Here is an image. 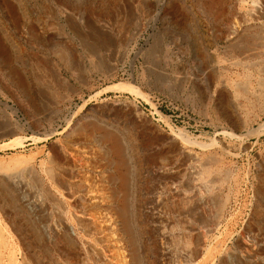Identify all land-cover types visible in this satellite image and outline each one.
<instances>
[{"label":"rangeland","instance_id":"374dc122","mask_svg":"<svg viewBox=\"0 0 264 264\" xmlns=\"http://www.w3.org/2000/svg\"><path fill=\"white\" fill-rule=\"evenodd\" d=\"M259 3L0 0V264H210L263 241L264 232L255 241L243 230L244 220L264 214ZM96 40L106 46L92 54ZM69 119L84 128L70 132ZM106 133L123 143L136 261L118 226L122 188ZM185 135L190 154L208 167L209 192L199 185L200 195L197 187L177 196L170 188L179 180L164 177ZM190 161L182 158V171ZM26 166L34 167L23 173L27 191L52 187L44 211L25 206L24 187L4 177ZM193 222L204 233L199 258L187 246Z\"/></svg>","mask_w":264,"mask_h":264},{"label":"bare ground","instance_id":"6f19581e","mask_svg":"<svg viewBox=\"0 0 264 264\" xmlns=\"http://www.w3.org/2000/svg\"><path fill=\"white\" fill-rule=\"evenodd\" d=\"M259 8L260 9H263L264 7H262L263 5L261 3L258 4ZM261 12V10H260ZM254 14V13H253ZM264 14V13H263ZM252 18V17H251ZM243 22V21H242ZM248 23L244 22V23H241L240 26H236L233 27V29L231 30L230 32V36L231 38H234L237 34H238V31L240 30L239 27H243L245 25H247ZM234 26V25H232ZM231 26V27H232ZM127 28V27H126ZM246 28V27H245ZM231 29V28H230ZM229 29V30H230ZM240 34V33H239ZM124 35V34H122ZM121 35V36H122ZM90 36V34H89ZM95 36V35H94ZM102 38V37H101ZM99 39V38H98ZM79 40V39H78ZM81 41V40H80ZM81 43V42H80ZM79 43V44H80ZM82 43H84L82 41ZM84 45H86V43H84ZM89 45V44H87ZM86 45V47H87ZM94 45V44H93ZM105 43L104 42H101V41H98L96 40V45H95V48L94 49H90V53L92 54H96V50H103L105 48ZM102 52V51H101ZM108 55V54H107ZM116 68V67H115ZM20 86H22V84L19 82L18 83ZM118 84V83H117ZM115 85V84H114ZM116 86V85H115ZM66 90V89H65ZM98 94V93H97ZM83 106V104H82ZM86 116V113H83L81 115V117L85 118ZM70 117V116H69ZM47 118V117H46ZM87 118V117H86ZM66 119V118H65ZM43 120V119H42ZM68 120H66L67 122ZM82 121V120H81ZM69 128L67 130L70 129V132H77V130L79 129H83L84 128V125L83 124H79V122H76L74 123L73 121H71V119H69ZM67 122V123H68ZM58 125V124H57ZM262 126V125H261ZM123 128V127H122ZM55 129V128H54ZM90 129H94V127L91 125ZM251 131V130H250ZM257 131L256 130H253L251 131V133H256ZM122 133L124 134V136L126 137L127 133L125 131H122ZM175 134V133H173ZM178 134V133H177ZM176 134V135H177ZM179 135V134H178ZM177 135V136H178ZM50 136V135H49ZM180 136V135H179ZM183 136V135H182ZM187 136L185 135V138ZM120 137H118L117 134L115 133H106V134H103L102 135V140L104 141H108L110 143V146L107 147L106 149H108V152L111 154L112 153V158L110 159V163H111V166H113L115 168V170L117 171V174H119V177L118 180L120 181L121 183V188H122V197H121V204L118 205V207H116V212L118 214L117 216V219L119 217V220H118V226H120V231L122 232L121 234H123L124 238L126 239V242H128V245H129V248H130V254L132 255L133 259L136 261L138 259V251H139V246H138V243L136 241V236H135V231L132 227V224L130 222V214H129V206H128V203H127V199H126V195H127V188H128V168L126 167V162H125V153L123 151V148H122V142L120 141L119 139ZM182 138V137H181ZM189 138V137H188ZM74 139V138H73ZM78 141V139H77ZM184 142L181 143V145L179 147H177V154L175 155V160H173V164L170 165V170L169 172L166 171L167 174L169 175H166L164 174L165 178H172L174 180H179L178 183L176 184H173L174 186H172V189L173 192L177 195V196H185L184 194H186V192L184 193L183 191H187L189 190V192L195 190L199 185V187H204L206 188L205 190L207 192L211 191V185H210V177H209V174H208V169L206 170L205 167H207L205 164H203V162L201 163L197 158H196V154H190V151L187 149V147H189V140H186L184 139L183 140ZM188 144V145H187ZM191 145V144H190ZM60 146V145H59ZM177 146V145H175ZM168 148V147H167ZM222 148V147H221ZM226 148V147H225ZM67 149V148H66ZM211 150V149H210ZM225 151V150H224ZM227 152V151H226ZM172 153V152H171ZM127 155V154H126ZM185 158L187 157L188 160L191 159L190 163L188 164V167H187V170L182 171L181 170V162H182V158ZM71 160V158H69ZM109 159V157H108ZM69 160V161H70ZM61 162V161H60ZM71 162V161H70ZM188 162V161H187ZM73 163V162H72ZM186 164V163H185ZM69 165V164H68ZM205 165V166H204ZM63 166V165H62ZM71 167V166H70ZM168 167V166H167ZM33 166H26L24 168H19V169H15V170H10V171H7L4 173V177L9 180V181H12L14 184H16L17 187H21V185L24 187L23 189H19V193L21 195V199L19 200H22L21 202H23L25 204V206H28V208L30 210H37V209H40L42 206L45 205V203H48V199L50 198V188H46V187H49V185H47L46 187H43V185L41 184V186H37V184L33 185L34 187L37 186L36 188H32L31 191H27L26 190V187L27 184H26V181L23 179V173H31V172H34L33 171ZM53 168V167H52ZM163 168V167H162ZM185 168V167H184ZM208 168V167H207ZM166 169V168H165ZM163 169V171L165 170ZM52 170V169H51ZM54 170V169H53ZM168 170V169H167ZM59 171V170H58ZM77 171V170H76ZM112 171V170H111ZM115 171V172H116ZM161 171V169H160ZM78 172V171H77ZM154 172V171H153ZM233 172V171H232ZM44 173V172H43ZM53 173V172H52ZM57 173V172H55ZM75 173V172H74ZM163 173V172H162ZM45 174V173H44ZM62 174V173H61ZM69 174V173H68ZM71 174V173H70ZM116 174V175H117ZM28 175V174H27ZM31 175V174H30ZM73 175V174H72ZM79 175V174H78ZM215 175V174H214ZM25 176V175H24ZM45 176V175H44ZM74 176V175H73ZM72 177V176H71ZM55 178V177H54ZM59 178V177H58ZM76 179V178H75ZM74 180V179H73ZM164 180V179H163ZM169 180V179H168ZM174 180H172L174 182ZM215 180V179H214ZM213 180V181H214ZM225 180V179H223ZM30 181V180H29ZM40 181V180H39ZM56 181V180H55ZM76 181V180H75ZM166 181V180H165ZM212 181V182H213ZM77 182V181H76ZM250 182V181H249ZM41 183V182H39ZM44 183V182H43ZM65 183V182H63ZM72 183V182H70ZM79 183V182H78ZM119 183V182H118ZM164 183V182H163ZM224 183V182H223ZM45 184V183H44ZM60 184V183H59ZM67 184V183H66ZM117 184V183H116ZM131 184V183H130ZM154 184V183H153ZM39 185V184H38ZM68 185V184H67ZM158 185V184H157ZM186 188H189V189H185L183 188L184 186H186ZM65 186V185H64ZM5 187V186H4ZM58 187V186H57ZM70 187V186H69ZM117 187V186H116ZM198 187V190L196 189L195 191H199V195H200V188ZM201 187V188H202ZM229 187V186H228ZM31 188V187H30ZM72 188V187H71ZM70 188V189H71ZM119 188V187H118ZM28 189V188H27ZM164 189V188H163ZM17 191V192H18ZM56 191V190H55ZM73 190H71V193H72ZM31 192V193H30ZM53 192V191H52ZM74 192V191H73ZM76 192V195L78 194V191H75ZM74 192V193H75ZM184 194H183V193ZM188 192V191H187ZM203 192V191H202ZM33 193V194H32ZM54 193V192H53ZM62 193V192H61ZM69 193V192H68ZM113 193V192H112ZM81 194V193H80ZM115 194V193H114ZM158 194V193H157ZM156 194V195H157ZM165 194V193H164ZM195 194V193H194ZM62 195V194H61ZM70 195V194H69ZM79 195V194H78ZM147 195V194H146ZM171 195V194H170ZM173 195V193H172ZM171 195V196H172ZM188 195V194H187ZM85 196V195H84ZM159 196V195H158ZM157 196V197H158ZM168 196V195H167ZM176 196V197H177ZM193 196V195H192ZM196 196V195H195ZM210 196V194H209ZM214 196V195H213ZM219 196V195H217ZM252 196V195H251ZM61 197V196H60ZM64 197V195L62 196ZM71 197V196H70ZM69 197V198H70ZM73 197V196H72ZM75 197L77 196H74V200L76 199ZM83 197V196H82ZM87 197V196H86ZM85 197V199H86ZM149 197V196H148ZM154 197V196H153ZM190 197V196H189ZM188 197V198H189ZM205 197V195H204ZM93 198V197H92ZM261 198V197H260ZM52 199V197H51ZM51 199H49L51 201ZM61 199V198H60ZM83 199V198H82ZM152 199V198H151ZM158 199V198H157ZM164 199V198H163ZM174 199V198H173ZM211 199V198H210ZM220 199V198H219ZM54 200V199H52ZM71 200V199H70ZM94 200V199H93ZM92 200V201H93ZM96 200V199H95ZM94 200V201H95ZM159 200V199H158ZM157 200V201H158ZM171 200V199H170ZM175 200V199H174ZM208 200V201H207ZM234 200V199H233ZM57 201V200H56ZM77 201V200H76ZM78 201H80V203L82 202L80 196L78 197ZM163 201V200H162ZM187 201H189L187 199ZM200 201V200H199ZM209 202V198L208 197H205V198H201V202ZM227 201V200H226ZM62 202V200H61ZM69 202V201H68ZM71 202V201H70ZM165 202V201H163ZM176 202V201H175ZM10 203V202H8ZM52 203V202H51ZM55 203V202H54ZM53 203V204H54ZM58 203L59 202V199H58ZM88 203V202H87ZM95 203V202H94ZM157 203V202H156ZM193 203V202H192ZM57 204V203H56ZM61 204V203H60ZM75 204V203H74ZM90 204V203H89ZM119 204V203H118ZM224 204V203H223ZM59 205V204H58ZM65 205V204H64ZM97 206V204H95ZM156 205V204H155ZM175 205V204H174ZM186 205V204H185ZM209 205V204H208ZM48 206V205H47ZM51 206V205H50ZM49 206V207H50ZM57 206V205H56ZM74 206V205H73ZM86 206V205H85ZM93 206V205H92ZM154 206V205H152ZM184 206V205H183ZM257 206V205H256ZM170 207V206H169ZM211 207V206H210ZM47 208V207H46ZM85 207H83L84 209ZM172 208V207H171ZM181 208V207H180ZM213 208V207H212ZM223 208V207H222ZM264 208V207H262ZM67 209V208H66ZM80 209V207H79ZM214 209V208H213ZM259 209V208H258ZM40 210H43V209H40ZM47 210V209H46ZM156 210V209H155ZM179 209H177L178 211ZM191 210V209H190ZM189 210V211H190ZM210 210V209H209ZM220 210V208L218 209ZM44 211V210H43ZM63 211V210H62ZM67 211V210H66ZM160 211V210H159ZM167 212V210H165ZM182 211V210H181ZM180 211V213H181ZM188 211V212H189ZM253 211V210H252ZM61 212V211H60ZM85 212V211H84ZM259 212V211H258ZM253 213V212H252ZM263 213V212H262ZM65 214V213H64ZM63 214V215H64ZM67 214V213H66ZM80 214V213H79ZM169 214V213H168ZM179 214V213H178ZM185 214V213H184ZM62 215V214H61ZM95 215V214H94ZM75 216V215H74ZM93 216V215H92ZM103 216V215H102ZM157 216V215H156ZM164 216V214H163ZM166 216V215H165ZM186 216V215H185ZM77 217V215H76ZM84 217V216H82ZM196 217V216H195ZM219 217V216H218ZM217 217V218H218ZM221 217V216H220ZM91 218V217H90ZM93 218V217H92ZM160 218V217H159ZM157 217V219H159ZM177 218V217H176ZM207 218V217H206ZM216 218V219H217ZM64 219V218H63ZM66 219V218H65ZM83 219V218H81ZM189 219V218H188ZM213 219V218H211ZM93 220V219H92ZM115 220V219H114ZM179 220V218H178ZM181 220V219H180ZM179 220V221H180ZM186 220V219H185ZM184 220V221H185ZM210 220V219H209ZM67 221V220H66ZM182 221V220H181ZM196 221H199V220H196ZM220 221V220H219ZM246 221L243 225V230L244 232L246 233H249V235L251 234L252 235V239L255 240L254 238H256V233H262L264 232V214L262 215V218H261V215H259L258 213L256 214H253V216H251L250 218H248L247 220H244ZM81 222V221H80ZM95 222V221H94ZM203 221H201L202 223ZM116 224V222H114ZM153 223V222H152ZM167 223V222H166ZM178 223V222H176ZM64 224V223H63ZM82 224V223H81ZM88 224V223H86ZM159 224V223H158ZM186 224V222H185ZM178 225V224H177ZM182 225V224H181ZM184 225V224H183ZM208 225V224H207ZM216 225V224H215ZM56 226V225H55ZM85 226V225H84ZM88 227V226H87ZM94 227V226H93ZM176 227V226H175ZM182 227V226H181ZM191 227V234H190V238L192 240L191 244L187 245L188 246V250L189 252H191L194 257H198L200 256V252H202L201 250V247H202V233L201 232V229H200V223L198 222H193V225L192 226H189ZM56 228V227H54ZM67 230H69L70 234H72L71 236H73L75 234V231L72 229V227H66ZM77 228V227H76ZM91 228V227H90ZM158 228V227H157ZM187 228V227H186ZM63 229V228H62ZM65 229V228H64ZM92 229V228H91ZM119 229V228H118ZM117 229V230H118ZM178 229V227H177ZM89 230V229H87ZM116 230V231H117ZM153 230V229H152ZM168 230V229H167ZM176 230V229H175ZM184 230V229H183ZM182 230V232H184ZM159 231V230H158ZM161 231V230H160ZM163 231V230H162ZM189 231V230H188ZM63 232V231H61ZM68 232V233H69ZM243 232V231H242ZM65 234V233H63ZM70 234L68 236H70ZM171 234V232H170ZM178 234V233H177ZM204 234V233H203ZM242 234V233H241ZM159 235V234H158ZM243 235V234H242ZM1 236V235H0ZM65 236V235H64ZM63 236V237H64ZM75 236V235H74ZM160 236L161 238H165L168 235V231L166 232L165 231V227H164V232H161L160 233ZM62 237V236H61ZM83 237V236H82ZM216 237V236H215ZM245 237V236H244ZM4 238V237H3ZM67 238V237H66ZM205 238V237H204ZM260 238V237H259ZM9 239V238H7ZM65 239V238H64ZM188 239V240H189ZM236 239V238H235ZM241 239V238H240ZM263 241L258 244V245H253V249H247L245 248L244 250H242L240 252L239 255H235V254H227V255H221V257H212L210 258V264H264V238H262ZM179 240V239H178ZM205 240V239H204ZM242 240V239H241ZM244 240V239H243ZM242 240V241H243ZM72 240L71 239H68V242L65 244L66 246H68L69 248L72 247ZM171 241V240H170ZM240 241V240H238ZM256 241V240H255ZM55 242V241H54ZM76 242V241H75ZM57 243V242H56ZM164 243H167V242H164ZM170 243V242H169ZM245 243V242H244ZM252 243V242H251ZM4 244V243H3ZM32 244V243H31ZM35 244V243H33ZM75 244V243H74ZM250 245V243H248ZM6 245V244H5ZM77 245V244H76ZM186 245V244H185ZM4 246V245H2ZM89 246V245H88ZM162 246V245H161ZM174 246V245H173ZM245 246V245H244ZM65 247V246H63ZM62 247V248H63ZM79 247V246H78ZM4 248V247H3ZM67 248V247H65ZM163 249V247H162ZM241 249V247H240ZM58 250V249H57ZM156 250V249H155ZM165 250V249H164ZM175 250V249H174ZM186 250V248H185ZM158 251V250H157ZM237 251V250H236ZM64 252V251H63ZM81 253V252H80ZM167 251H162V254H166ZM190 253V254H191ZM24 254V252H23ZM65 254V252H64ZM67 254V253H66ZM65 254V255H66ZM74 255V254H73ZM203 255V254H202ZM70 256V255H69ZM77 256V255H76ZM157 256V255H156ZM189 256V255H188ZM44 257V256H43ZM190 257H192L190 255ZM197 259V258H196ZM189 260V259H188ZM50 261V260H49ZM202 261V260H201ZM125 262V261H124ZM57 263V262H55ZM50 264V263H49ZM164 264V263H163Z\"/></svg>","mask_w":264,"mask_h":264}]
</instances>
